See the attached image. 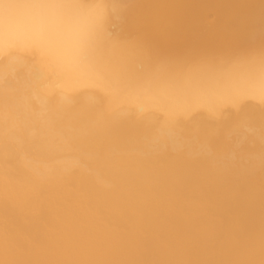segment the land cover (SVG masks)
I'll list each match as a JSON object with an SVG mask.
<instances>
[{
    "label": "bare ground",
    "instance_id": "1",
    "mask_svg": "<svg viewBox=\"0 0 264 264\" xmlns=\"http://www.w3.org/2000/svg\"><path fill=\"white\" fill-rule=\"evenodd\" d=\"M263 126L264 0H0V264H264Z\"/></svg>",
    "mask_w": 264,
    "mask_h": 264
},
{
    "label": "rangeland",
    "instance_id": "2",
    "mask_svg": "<svg viewBox=\"0 0 264 264\" xmlns=\"http://www.w3.org/2000/svg\"><path fill=\"white\" fill-rule=\"evenodd\" d=\"M140 6H141V4H140ZM146 5H144V7L143 6H141L139 9H136L131 15H130V17L132 18V19H138V17L136 18L135 16H138L139 14H141L140 16H142V18H144L145 16V9H146V7H145ZM142 9V10H141ZM141 10V11H140ZM138 11V12H137ZM143 11V12H142ZM137 12V13H136ZM133 16H134V18H133ZM141 17H139V19H140ZM114 27H115V25H114ZM116 28V27H115ZM136 30H140V29H132V30H130V31H127V32H136ZM149 34H150V32H148ZM242 33V35L244 34V35H247V36H249L248 34H247V32H245V31H242L241 32ZM263 128H264V126H263ZM262 132H263V134H262V142L264 143V129L262 130ZM230 136V135H229ZM229 136H227V138L229 137ZM228 139H232V137H229ZM229 141H231L232 142V140H229ZM241 145V143L239 144V142H236L234 145H233V149H231V151H230V153L232 154V155H234V157L233 158H236V152H237V149L239 148V146ZM228 153V152H227ZM245 155H248V154H246V153H244ZM244 155V156H245ZM256 202H261L260 200H258V201H256ZM261 204H263L264 205V203H261ZM235 205V203H233V204H231L230 206H228V207H226L224 210H223V216L221 217V219H223V221H225L228 225H230V223H232V222H234L235 221V218H236V215L233 213V206ZM232 208V209H231ZM232 213V214H231ZM206 217H207V220H211V219H214V218H219V216L217 215V214H215V213H208L207 215H206ZM224 222V223H225ZM165 224H170V222L168 223H166L165 222ZM223 226H225V225H223ZM226 227V226H225ZM225 227H223V228H225ZM37 246V247H36ZM36 246H34V247H32V250H31V248H30V250H31V252H33V254H40V250L42 251V253L48 248V247H46V245L45 244H40V245H36ZM39 250H38V249ZM29 250V251H30ZM34 250V251H33ZM36 250V251H35ZM35 252V253H34ZM22 253H26V252H22ZM59 255L61 256V254H58L57 255V257H59ZM6 257H8V256H6ZM104 260V262H106L107 261V259H106V261H105V259H102V261ZM210 260V259H209ZM211 260H213V259H211ZM110 262V263H109ZM120 263V260H117V261H109L108 260V262H106V264H118V263Z\"/></svg>",
    "mask_w": 264,
    "mask_h": 264
}]
</instances>
